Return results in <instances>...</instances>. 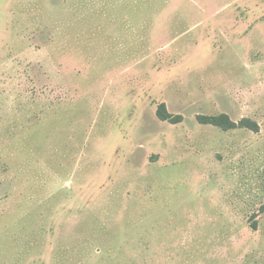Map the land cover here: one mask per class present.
I'll return each mask as SVG.
<instances>
[{
  "label": "rangeland",
  "instance_id": "1",
  "mask_svg": "<svg viewBox=\"0 0 264 264\" xmlns=\"http://www.w3.org/2000/svg\"><path fill=\"white\" fill-rule=\"evenodd\" d=\"M0 264H264V0H0Z\"/></svg>",
  "mask_w": 264,
  "mask_h": 264
},
{
  "label": "trees",
  "instance_id": "2",
  "mask_svg": "<svg viewBox=\"0 0 264 264\" xmlns=\"http://www.w3.org/2000/svg\"><path fill=\"white\" fill-rule=\"evenodd\" d=\"M157 115L162 120L171 121L173 123H178L182 121L183 117L181 115H173L167 109V106L164 102L159 104L157 109ZM197 119L202 124H211L217 127H220L224 130L235 129L239 127L249 128L255 132L260 130L259 124L251 120L250 118H243L240 121L232 120L227 114H219V115H198Z\"/></svg>",
  "mask_w": 264,
  "mask_h": 264
}]
</instances>
